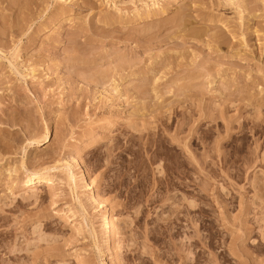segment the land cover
Returning a JSON list of instances; mask_svg holds the SVG:
<instances>
[{"label":"rangeland","instance_id":"rangeland-1","mask_svg":"<svg viewBox=\"0 0 264 264\" xmlns=\"http://www.w3.org/2000/svg\"><path fill=\"white\" fill-rule=\"evenodd\" d=\"M260 181L264 0H0V264H264Z\"/></svg>","mask_w":264,"mask_h":264},{"label":"bare ground","instance_id":"bare-ground-1","mask_svg":"<svg viewBox=\"0 0 264 264\" xmlns=\"http://www.w3.org/2000/svg\"><path fill=\"white\" fill-rule=\"evenodd\" d=\"M46 133V132H45ZM47 135H44L43 137V141H45L47 139ZM71 162H72V166L74 167V169L76 170V179L75 177L73 176L72 179L73 180V183H74V188L77 187V182L80 183V184H83V187H84V184H86L87 186V181H86V178H85V174L82 172V170L80 169V166H79V163L77 161V159L73 158L71 159ZM70 162V163H71ZM247 162V161H246ZM247 164V163H246ZM44 172V171H43ZM49 174V173H48ZM45 173H32L31 175H29L28 177H26V179L24 181H22V184H23V188L24 189H29V188H35L36 186H41L42 189H49V188H52V185H53V179L52 176L51 178L50 177H47V176H44ZM72 176V175H71ZM69 176V177H71ZM263 179V178H262ZM261 182V181H260ZM21 184V185H22ZM259 184V183H258ZM262 184V189H264V185H263V182H261ZM261 184H259L258 186L261 187ZM79 185V184H78ZM256 185V184H255ZM81 185H79L80 187ZM82 187V188H83ZM89 187V186H87ZM87 189V188H85ZM261 190V188H259ZM258 189V190H259ZM257 191V192H260L259 195L262 194V191ZM264 193V192H263ZM93 194V193H92ZM95 194V193H94ZM257 195V194H256ZM96 195H92V200H95ZM258 198H260V196H258ZM92 203V201H91ZM70 212V211H69ZM245 212V211H244ZM71 214V212H70ZM73 216V214L71 215ZM102 224L106 227V229H108V234L106 236V247L105 249H100V254L103 256L105 254H107L108 256H110V260H113L114 259V254H115V249H116V235H115V232L113 231L112 229V222H111V218L109 215L105 216L104 218H102ZM80 230V229H79ZM96 232V231H95ZM93 236H94V233H93ZM263 246H264V237H263ZM114 261V260H113ZM78 262L80 263V260L78 259ZM111 262V261H110ZM114 264V263H113ZM116 264V263H115Z\"/></svg>","mask_w":264,"mask_h":264}]
</instances>
